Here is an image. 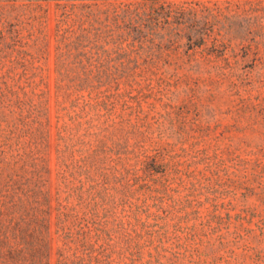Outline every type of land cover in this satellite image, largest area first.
I'll list each match as a JSON object with an SVG mask.
<instances>
[{
    "label": "rangeland",
    "instance_id": "obj_1",
    "mask_svg": "<svg viewBox=\"0 0 264 264\" xmlns=\"http://www.w3.org/2000/svg\"><path fill=\"white\" fill-rule=\"evenodd\" d=\"M35 14L44 22L40 64L53 111L54 198L70 195L75 207V189L116 195V207L134 225L120 264H264V55L245 56L236 42L222 45L217 31L195 50L169 44L161 32V57L151 63L149 56V67L133 73L136 83L121 88L111 114L102 111L117 133L86 148L72 138L63 154L55 98L56 5H39ZM152 38L149 28V50ZM85 149L89 158L83 161ZM115 172L122 180L116 192L103 186ZM161 202L173 213L165 221L164 245L149 242ZM58 248L55 235L51 264H57Z\"/></svg>",
    "mask_w": 264,
    "mask_h": 264
},
{
    "label": "trees",
    "instance_id": "obj_2",
    "mask_svg": "<svg viewBox=\"0 0 264 264\" xmlns=\"http://www.w3.org/2000/svg\"><path fill=\"white\" fill-rule=\"evenodd\" d=\"M212 1L228 6L210 8ZM44 3L57 9L56 118L65 154L72 138L86 148L117 133L102 111L111 114L121 88L136 83L133 73L149 67V56L151 63L161 57V32L169 44L195 50L217 31L222 45L236 42L245 56L264 55V0H0V264H51L55 235L57 264H120L134 225L116 207V195L75 189V207L70 195L54 198L53 111L40 64L44 22L35 14ZM115 173L103 186L116 192L122 180ZM157 212L149 242L164 245L173 213L162 202Z\"/></svg>",
    "mask_w": 264,
    "mask_h": 264
}]
</instances>
